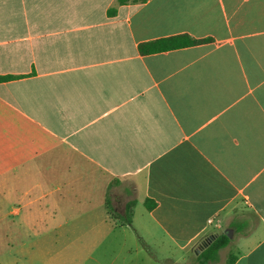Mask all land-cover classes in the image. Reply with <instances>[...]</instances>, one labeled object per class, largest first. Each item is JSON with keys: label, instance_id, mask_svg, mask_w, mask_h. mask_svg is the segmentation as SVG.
<instances>
[{"label": "crops", "instance_id": "0c3cea01", "mask_svg": "<svg viewBox=\"0 0 264 264\" xmlns=\"http://www.w3.org/2000/svg\"><path fill=\"white\" fill-rule=\"evenodd\" d=\"M0 77V264H264V0H0Z\"/></svg>", "mask_w": 264, "mask_h": 264}, {"label": "trees", "instance_id": "16d2710c", "mask_svg": "<svg viewBox=\"0 0 264 264\" xmlns=\"http://www.w3.org/2000/svg\"><path fill=\"white\" fill-rule=\"evenodd\" d=\"M148 0H116L117 6H123L128 4H142L146 3ZM117 13V8H113L109 11V14L115 16ZM197 41L191 39L188 36H179L170 39H162L156 41L154 43H150L147 45H142L140 47V51L143 53H158L173 49H179L187 46H191ZM11 79V77H0L1 81H7ZM134 204H130L127 207V211L123 216L113 215V217L118 220H124L126 223H131L133 210L132 207ZM231 243V239L228 238L225 233L220 234L215 240H213L207 248H205L201 253L198 254L197 260L201 264H207L209 262H215L218 259L219 252L225 248H227ZM237 259V256H231L227 261V264H234Z\"/></svg>", "mask_w": 264, "mask_h": 264}, {"label": "rangeland", "instance_id": "374dc122", "mask_svg": "<svg viewBox=\"0 0 264 264\" xmlns=\"http://www.w3.org/2000/svg\"><path fill=\"white\" fill-rule=\"evenodd\" d=\"M141 210V205H139L137 207V212ZM246 212H249V211H246ZM249 218V215L248 213L242 215V216H235V219L237 220H242V219H245V218ZM241 218V219H239ZM250 227V226H249ZM229 228V231L231 232V245H229L226 249H224L221 253H220V261L218 264H226L227 261L229 260L230 258V255L232 256H238V254L240 252H242L243 250L246 249V246L248 244V241L241 243L242 242V239L243 237H245V235L251 231L250 228H247L244 230V232H240L238 231L237 229H234V227L230 226L228 227ZM225 232V230H224ZM197 246V245H196ZM178 255H180L178 253ZM193 262L194 264H201L200 262L198 263V260L196 259V255L194 254L193 256Z\"/></svg>", "mask_w": 264, "mask_h": 264}, {"label": "water", "instance_id": "95a60500", "mask_svg": "<svg viewBox=\"0 0 264 264\" xmlns=\"http://www.w3.org/2000/svg\"><path fill=\"white\" fill-rule=\"evenodd\" d=\"M225 235L228 238H231V232L229 230L225 231ZM215 238H211V241L206 245V247L214 240Z\"/></svg>", "mask_w": 264, "mask_h": 264}, {"label": "flooded vegetation", "instance_id": "af4514ba", "mask_svg": "<svg viewBox=\"0 0 264 264\" xmlns=\"http://www.w3.org/2000/svg\"><path fill=\"white\" fill-rule=\"evenodd\" d=\"M211 241V238L205 242H202L201 245H200V248H204L206 247V245Z\"/></svg>", "mask_w": 264, "mask_h": 264}]
</instances>
